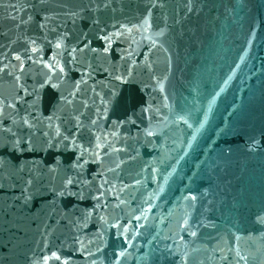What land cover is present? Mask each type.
I'll list each match as a JSON object with an SVG mask.
<instances>
[{"label": "water", "instance_id": "water-1", "mask_svg": "<svg viewBox=\"0 0 264 264\" xmlns=\"http://www.w3.org/2000/svg\"><path fill=\"white\" fill-rule=\"evenodd\" d=\"M0 264H264V0H0Z\"/></svg>", "mask_w": 264, "mask_h": 264}]
</instances>
